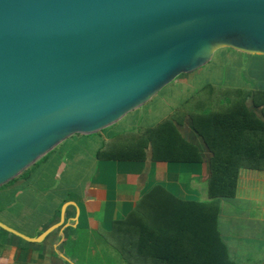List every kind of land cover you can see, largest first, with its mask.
<instances>
[{"label":"water","instance_id":"1","mask_svg":"<svg viewBox=\"0 0 264 264\" xmlns=\"http://www.w3.org/2000/svg\"><path fill=\"white\" fill-rule=\"evenodd\" d=\"M222 48L264 56V0H0V186Z\"/></svg>","mask_w":264,"mask_h":264},{"label":"crops","instance_id":"2","mask_svg":"<svg viewBox=\"0 0 264 264\" xmlns=\"http://www.w3.org/2000/svg\"><path fill=\"white\" fill-rule=\"evenodd\" d=\"M178 127L189 141L197 142L187 115ZM101 134L95 133L102 146L89 151L87 157H80V151L71 158L65 155L74 145L71 136L0 186L1 222L29 237L53 227L40 242L27 241L0 227V264H106L108 246H112L105 240L106 232L154 185L183 199L208 198V155L195 163L148 157L143 161L106 160L98 158L97 152L113 143L114 134ZM48 168L51 173L46 175ZM232 199L254 202L258 211L250 213L246 208L238 217L256 229L245 232L238 227L225 234L220 226V204L218 226L230 257L239 264H264V169L241 168L234 197L221 201ZM121 258V264H126Z\"/></svg>","mask_w":264,"mask_h":264},{"label":"trees","instance_id":"3","mask_svg":"<svg viewBox=\"0 0 264 264\" xmlns=\"http://www.w3.org/2000/svg\"><path fill=\"white\" fill-rule=\"evenodd\" d=\"M199 92L204 105L198 102L97 152L106 160L187 163L208 155L206 200L183 199L156 184L113 222L104 237L126 264H239L221 237L219 206L234 197L241 168L264 169V89L206 85ZM184 115L202 144L181 133Z\"/></svg>","mask_w":264,"mask_h":264},{"label":"rangeland","instance_id":"4","mask_svg":"<svg viewBox=\"0 0 264 264\" xmlns=\"http://www.w3.org/2000/svg\"><path fill=\"white\" fill-rule=\"evenodd\" d=\"M206 85L217 88L222 87L227 90L235 87L249 91L264 89V56L249 55L228 48L219 49L215 51L212 59L208 63L195 71L179 75L149 101L144 103L142 107L127 113L116 123L103 128L100 135H102V132L108 136L109 134L111 136L114 134V139H112L113 143H121L130 135L147 128L155 127L162 120L175 115L177 112L189 111L198 102L204 105L203 100L205 98L199 90ZM247 101H249V97ZM86 135L90 136L87 137ZM86 135H72L74 145L65 152L68 158H71V155H75L77 151L82 153V155L78 154L81 155L80 157H87L89 151L95 147L102 146L103 143L97 140L95 133ZM67 139L71 138L68 137ZM90 139H93L94 142H90ZM197 141L199 144H202L199 137ZM52 155L53 153H50V157ZM50 173L51 168H48L45 174L48 175ZM202 196H199L200 200ZM1 202H3L2 199L0 200ZM220 204L222 208L220 214L222 232L226 234L228 230L238 227L241 231L245 232L256 229L247 225L248 220L238 218L244 214L246 208L249 209L248 211L250 213L258 211L254 202L248 204V202L232 199L221 201ZM121 257L115 247L108 246L106 264H121Z\"/></svg>","mask_w":264,"mask_h":264}]
</instances>
